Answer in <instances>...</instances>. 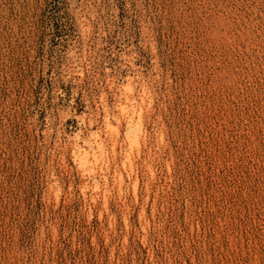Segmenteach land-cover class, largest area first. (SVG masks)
I'll use <instances>...</instances> for the list:
<instances>
[{
    "label": "rangeland",
    "instance_id": "1",
    "mask_svg": "<svg viewBox=\"0 0 264 264\" xmlns=\"http://www.w3.org/2000/svg\"><path fill=\"white\" fill-rule=\"evenodd\" d=\"M0 264H264V0H0Z\"/></svg>",
    "mask_w": 264,
    "mask_h": 264
},
{
    "label": "bare ground",
    "instance_id": "2",
    "mask_svg": "<svg viewBox=\"0 0 264 264\" xmlns=\"http://www.w3.org/2000/svg\"><path fill=\"white\" fill-rule=\"evenodd\" d=\"M130 89V88H129ZM126 104V103H125ZM126 106V105H125ZM129 106V105H128ZM131 106V105H130ZM121 109H122V107H121ZM124 110L123 111H125V108H123ZM127 110V109H126ZM133 110H134V108H133ZM138 110V109H137ZM122 111V110H121ZM129 111V110H128ZM133 113H134V111H133ZM123 114V113H122ZM124 115H126V112H125V114ZM128 117V116H127ZM131 117V116H130ZM137 134H138V132H137ZM140 134V133H139ZM141 135V134H140ZM114 138V137H113ZM83 155V154H82ZM88 155V154H87ZM89 156V155H88ZM100 156V155H99ZM88 158V157H87ZM87 158H85L86 160H87ZM97 158V157H96ZM132 159V158H131ZM85 162V161H84ZM130 162V161H129Z\"/></svg>",
    "mask_w": 264,
    "mask_h": 264
}]
</instances>
